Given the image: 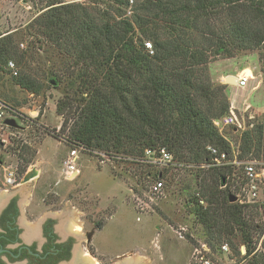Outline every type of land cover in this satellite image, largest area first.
<instances>
[{
	"label": "trees",
	"instance_id": "obj_1",
	"mask_svg": "<svg viewBox=\"0 0 264 264\" xmlns=\"http://www.w3.org/2000/svg\"><path fill=\"white\" fill-rule=\"evenodd\" d=\"M92 4L52 1L25 27L34 39L32 47L44 44L56 54L59 66L47 75L48 82L55 89L62 86L64 93L56 114L62 119L60 129L71 123L66 144L133 165L143 164L145 149L164 147L174 166L156 178L164 176L171 184L177 171H194L196 189L191 192L190 184L181 189L189 190L186 212L193 224L200 225L205 241L217 244V249L226 242L238 257L244 246L243 258L249 264L261 261V256L251 254L264 232V225L256 221L262 211L257 204L228 199L230 186L237 189L243 183L241 169L200 166L210 162L206 147L212 146L230 158L236 147L238 161L256 160L264 168V120L238 114L244 128L231 130L232 145L213 125L229 112L228 85L213 82L208 74V65L218 58L257 51L264 75V1L134 0L130 6L129 0H93ZM17 41V33L0 37V71L9 72L7 61L15 60L24 69L17 76L9 72L14 83L38 95L47 85L27 73L29 52L19 51ZM0 103L19 119L13 108ZM22 148L14 151L24 162L20 175L31 160L20 153Z\"/></svg>",
	"mask_w": 264,
	"mask_h": 264
},
{
	"label": "rangeland",
	"instance_id": "obj_2",
	"mask_svg": "<svg viewBox=\"0 0 264 264\" xmlns=\"http://www.w3.org/2000/svg\"><path fill=\"white\" fill-rule=\"evenodd\" d=\"M52 1L93 5V0H0V37L8 33L18 34V50L29 52L24 64L28 66L27 73L34 80L44 81L47 85L42 93L33 95L19 88L9 72L0 71V102L13 108L19 117L15 120L18 127L4 128L1 132L7 142L5 146H0V182L2 167H16L19 182L31 169L39 172L38 177L24 185L20 184L16 192L22 193L23 198L30 197V212L44 216L48 211L44 204H55L56 208L72 214L70 222L72 221L73 228L80 230L82 227L83 233L93 232L89 244L86 245L83 239L77 242L81 252L80 264H127L129 261L134 264H191L194 249L192 244L197 245L199 242L205 243L222 264L229 263V259L240 261L233 252L229 259L220 255L217 244L212 243L213 247L210 246L201 233L200 225L193 224L186 212L189 190L181 188L190 184L191 192L196 189L193 182L194 171H177L171 184L166 177L160 178L163 184L161 193L150 202V208L141 213L136 208V198L149 203L146 197L148 188L158 181L156 175L163 169L107 160V157L99 153L90 154L80 150L77 177L73 174L65 179L62 161L70 150L65 139L71 123L63 130L60 129L62 119L56 114V103L64 93L62 86L55 89L54 84L48 82L47 75L48 70L59 66L54 57L56 54L44 44L39 49L36 48L38 43L32 47L34 39L25 33V27L46 10ZM133 1H129L130 6ZM126 15H131V7ZM8 61L15 65L18 74L23 71L24 67L17 65L15 60ZM244 70L248 75L251 72V79L244 89L237 88L235 83L228 85L225 93L229 105L233 106L238 115L245 113L244 104H249V113L263 121L264 75L260 72L257 51L241 52L233 58H218L208 65V74L213 82L221 80L223 83L227 75L239 76ZM34 111L38 112L37 116ZM232 129L225 128L222 133L234 145ZM233 131L235 132L234 129ZM20 148L24 150L20 153L31 159L21 175L19 173L24 162L14 153H18ZM102 160L103 164L100 163ZM253 161L257 163L256 170L262 180L263 164ZM225 186L222 185L221 188L224 189ZM239 186L236 185L237 189L230 186L229 195L235 196ZM259 188L264 192V182L259 184ZM42 200L45 201L44 204ZM73 219H80V223L75 224ZM92 220L102 222V226L95 230ZM256 221L264 225V211ZM180 225L188 228L185 234L187 240L179 238L175 233Z\"/></svg>",
	"mask_w": 264,
	"mask_h": 264
},
{
	"label": "built area",
	"instance_id": "obj_3",
	"mask_svg": "<svg viewBox=\"0 0 264 264\" xmlns=\"http://www.w3.org/2000/svg\"><path fill=\"white\" fill-rule=\"evenodd\" d=\"M130 3L132 0H129ZM146 48L150 49V45L145 43ZM23 47V45H21ZM7 70L10 72L12 76H17L18 71L13 65L11 61L7 62L6 65ZM236 83L235 86L240 89H244L247 87L249 80L251 79V72L250 75L246 74V70L242 71L239 76H236ZM227 85V84H226ZM249 104H244V112L248 113V118L253 119V113H249L250 110ZM5 107L0 103V146H5L7 140L1 134L4 128L8 129L11 128L7 126L4 121L6 119L15 120V117L6 115ZM35 116L38 115L37 111H34ZM30 116L31 113H29ZM214 127L219 131V133L223 132V129L231 127L236 131L243 130L244 124L243 121L238 117V115L234 112L233 106H230L229 112L227 115L222 116L219 119L213 121ZM207 152L210 155V162L208 164H203L200 167L203 169H207L209 167H224V166H233L235 168H240L243 178V183L240 184V188L238 192L235 193L236 201L238 204H257L260 210L264 211V192L260 191L259 184L264 182V177L260 180L259 173L256 170L257 163L253 160L247 161H238L237 160V150L234 148L232 150V157L230 158L229 155L221 151L215 147L208 146L206 147ZM79 149H70L68 154L66 155L65 159L62 161V172L65 179H68V176L75 175L79 173L77 168V160H78V152ZM106 160V158H105ZM109 160V159H107ZM142 163L148 167H154L158 169H164L167 167L174 166L173 156L169 153L164 147H158L154 149H145L143 151V156L141 159ZM100 163H104L102 160ZM2 166V165H1ZM3 175L1 180V185L5 188L12 187L15 181L18 179V172L16 167H2ZM264 173V168H263ZM163 184L160 180L154 182L148 188V194L145 196L149 200V203L145 202L142 198H136L137 201V210L141 213V211H145L150 208V202L154 200V197H157L162 191ZM200 205H204V201L200 198L199 200ZM187 226L180 225L178 226L177 230L175 231L176 235L179 238L186 239L185 234L187 233ZM187 240V239H186ZM191 241V240H190ZM192 255H191V264H222L221 260L215 253H212L209 248L206 246L205 243L199 242L197 245L194 243ZM255 248L251 254V256H261V261L256 262V264H264V232L263 234L256 240L254 244ZM219 254L224 255L227 259L231 258L232 252L227 243H222L219 246ZM239 258L240 261H234L229 259V263L227 264H249L251 261H247L243 258L245 254L244 246L239 247ZM253 262V261H252ZM254 264V263H253Z\"/></svg>",
	"mask_w": 264,
	"mask_h": 264
},
{
	"label": "flooded vegetation",
	"instance_id": "obj_4",
	"mask_svg": "<svg viewBox=\"0 0 264 264\" xmlns=\"http://www.w3.org/2000/svg\"><path fill=\"white\" fill-rule=\"evenodd\" d=\"M19 180L8 188L0 182V264H80L77 242L83 239L89 244L93 232L76 230L71 213L44 200L48 208L44 216L30 212V197L16 192ZM73 221L80 223V219ZM92 225L96 230L102 222L92 220Z\"/></svg>",
	"mask_w": 264,
	"mask_h": 264
},
{
	"label": "water",
	"instance_id": "obj_5",
	"mask_svg": "<svg viewBox=\"0 0 264 264\" xmlns=\"http://www.w3.org/2000/svg\"><path fill=\"white\" fill-rule=\"evenodd\" d=\"M230 83H236V78L234 76H226L223 80V84L229 85ZM4 123L12 128L18 127V124L15 120L6 119ZM38 176V171L36 169H31L22 177L20 184L24 185L28 183L30 180L36 178ZM229 202L234 203L236 201V197L233 195L228 196ZM121 264V263H119ZM124 264V263H123Z\"/></svg>",
	"mask_w": 264,
	"mask_h": 264
},
{
	"label": "bare ground",
	"instance_id": "obj_6",
	"mask_svg": "<svg viewBox=\"0 0 264 264\" xmlns=\"http://www.w3.org/2000/svg\"><path fill=\"white\" fill-rule=\"evenodd\" d=\"M73 226H74V225H73ZM74 227H75V226H74ZM76 228L79 229V227H78L77 225H76ZM127 264H134V263H133V261H131V262L129 261V262H127Z\"/></svg>",
	"mask_w": 264,
	"mask_h": 264
},
{
	"label": "crops",
	"instance_id": "obj_7",
	"mask_svg": "<svg viewBox=\"0 0 264 264\" xmlns=\"http://www.w3.org/2000/svg\"><path fill=\"white\" fill-rule=\"evenodd\" d=\"M227 76H232V75H227ZM234 77H236V76H234ZM220 82H222V81L220 80ZM38 174H39V172H38ZM37 177H38V176H37ZM75 177H77V176H75ZM75 177H74V178H75Z\"/></svg>",
	"mask_w": 264,
	"mask_h": 264
}]
</instances>
